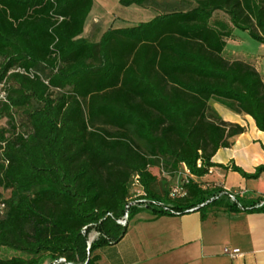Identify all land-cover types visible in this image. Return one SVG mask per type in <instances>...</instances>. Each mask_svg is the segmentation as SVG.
<instances>
[{
  "label": "trees",
  "instance_id": "1",
  "mask_svg": "<svg viewBox=\"0 0 264 264\" xmlns=\"http://www.w3.org/2000/svg\"><path fill=\"white\" fill-rule=\"evenodd\" d=\"M178 3L185 8L118 0L155 16L92 42L82 35L93 0H0V251L27 256L0 264H98L96 252L120 242L144 210L197 212L202 221L210 209L264 213V196L229 203L231 191L199 181L212 168L245 180L264 174V165L247 173L212 163L245 129L209 106L249 116L264 133L260 74L224 54L235 31L264 45V0ZM159 167L169 177L188 172L186 197L155 191ZM135 177L143 192L135 200L146 205L132 207L121 226Z\"/></svg>",
  "mask_w": 264,
  "mask_h": 264
},
{
  "label": "crops",
  "instance_id": "2",
  "mask_svg": "<svg viewBox=\"0 0 264 264\" xmlns=\"http://www.w3.org/2000/svg\"><path fill=\"white\" fill-rule=\"evenodd\" d=\"M236 39L234 35L229 41ZM253 66L264 83V72ZM209 106L223 122L245 129L230 139L229 148L215 153L212 163H233L247 173L264 165V133L256 128L252 118L235 114L213 101ZM199 181L205 184L203 188L220 185L226 191L240 193V198L247 201L264 196V174L257 180H245L237 173L212 168ZM225 249H238L242 257L232 259ZM96 253L98 264H264V213L210 209L202 221L197 212L157 217L143 211L128 223L120 242Z\"/></svg>",
  "mask_w": 264,
  "mask_h": 264
},
{
  "label": "rangeland",
  "instance_id": "3",
  "mask_svg": "<svg viewBox=\"0 0 264 264\" xmlns=\"http://www.w3.org/2000/svg\"><path fill=\"white\" fill-rule=\"evenodd\" d=\"M158 1L161 5H166L167 8H185L179 5L178 0ZM153 16H155V12L149 9H142L137 6L127 8L120 7L118 0H93L92 13L87 20L82 38L97 42L101 35L109 29L132 27L142 22H148ZM234 35L237 39L235 41H228L224 51L225 56L228 58L244 59L254 64L260 73L264 72V48L259 43L252 40L245 32L235 31ZM15 117L19 130L27 131L26 120L22 112H17ZM1 127H7L6 119L0 120V128ZM137 144L141 145L140 143ZM161 169L162 168L159 167L158 169L152 170V173L157 176V182L154 189L158 194H162L163 191H169L172 186L181 180L183 174L182 170V174L169 177L166 173L162 172ZM140 190L141 189L138 187L131 188L132 202L135 201L134 195L139 193ZM4 195L7 196L8 194L4 193ZM238 200L242 203L245 202V199L242 198H238ZM229 203L231 202L229 201ZM131 208L132 206L130 209ZM144 212L148 211L144 210ZM96 237L97 234L92 231L89 233L87 239L89 241L96 239ZM18 256L27 258V256L23 254L8 249H2L0 251L1 259H10ZM42 264L52 263L49 260H46Z\"/></svg>",
  "mask_w": 264,
  "mask_h": 264
},
{
  "label": "built area",
  "instance_id": "4",
  "mask_svg": "<svg viewBox=\"0 0 264 264\" xmlns=\"http://www.w3.org/2000/svg\"><path fill=\"white\" fill-rule=\"evenodd\" d=\"M11 72H17V73L24 74V72L20 69H14V70H11L10 73ZM5 98H6L5 82L2 81V82H0V101H4ZM187 184H188V172L186 170H184L183 175L181 177V180L169 189V194H168L169 198L170 199H181V198L186 197V195H187V192H186ZM136 187L140 188L138 181H137V177L134 178V182L132 183V188H136ZM140 195H143V192L141 190L139 191V193L134 195V200L137 196H140ZM236 197H240V193L231 191L227 195V199L231 203H234L236 201ZM217 198L218 197H214V199H217ZM211 200H213V198ZM262 204L263 203H261L260 206ZM145 205H146L145 201L135 200L132 202L130 199V201L128 202V205L126 206V212L124 214V217L121 220H118L117 223L121 226H125L127 224V221H128V212H129L130 207L131 206L132 207L137 206V207L145 208ZM166 211H167V209H166ZM92 240H94V239H92ZM224 252L226 254H228L230 256V258H232V259L242 257V253L238 249H230V250L225 249ZM52 264H66V263L63 259H60L56 262H53Z\"/></svg>",
  "mask_w": 264,
  "mask_h": 264
},
{
  "label": "water",
  "instance_id": "5",
  "mask_svg": "<svg viewBox=\"0 0 264 264\" xmlns=\"http://www.w3.org/2000/svg\"><path fill=\"white\" fill-rule=\"evenodd\" d=\"M92 241H93V240H89V241H88V246H90V244H91Z\"/></svg>",
  "mask_w": 264,
  "mask_h": 264
}]
</instances>
